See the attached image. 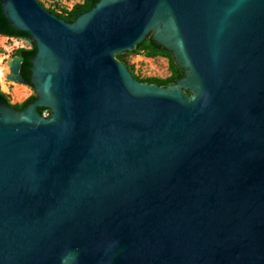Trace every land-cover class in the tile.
<instances>
[{"label": "water", "instance_id": "water-1", "mask_svg": "<svg viewBox=\"0 0 264 264\" xmlns=\"http://www.w3.org/2000/svg\"><path fill=\"white\" fill-rule=\"evenodd\" d=\"M2 8L36 52L35 100L0 103V264H264V0ZM147 37L175 83L122 62Z\"/></svg>", "mask_w": 264, "mask_h": 264}, {"label": "trees", "instance_id": "trees-1", "mask_svg": "<svg viewBox=\"0 0 264 264\" xmlns=\"http://www.w3.org/2000/svg\"><path fill=\"white\" fill-rule=\"evenodd\" d=\"M2 1L0 0V35H7L12 38L18 37H27V34L24 32H19L11 28L9 22L6 20L3 8ZM99 0H82L81 3H77L72 9H68L66 7H58V8H46L47 11L56 16L57 18L64 20L68 24H73L76 19L89 11L91 8L98 3ZM43 5L42 3H40ZM36 48L34 45L30 49H18L15 52V55L23 57V69L21 72V76L23 79H28V67L30 66L29 60L35 55ZM131 55H141L145 58H166L168 60L170 75L164 79L159 78H145L141 79L139 76L135 74V68L129 63V57ZM122 62L134 73L135 77L140 82H145L148 84H155L158 86H167L169 84L175 83L176 79L183 76V71L177 67L174 63L171 53L166 51L164 48L159 47L155 43L151 41L150 37H147L143 43L138 45L134 51H128L125 55H123ZM35 100V96H30L24 102L20 103V105L13 106L15 111H21L26 108L29 103ZM8 102V97L5 94L0 93V103ZM39 115L46 116V114H50L47 110H38Z\"/></svg>", "mask_w": 264, "mask_h": 264}, {"label": "rangeland", "instance_id": "rangeland-1", "mask_svg": "<svg viewBox=\"0 0 264 264\" xmlns=\"http://www.w3.org/2000/svg\"><path fill=\"white\" fill-rule=\"evenodd\" d=\"M39 2L42 3L43 6L47 9L58 7H66L68 9H72L77 3H81L82 0H39ZM6 41L3 46H0V82H4L7 89H3L2 87L1 88L11 98L12 106L20 105V103H22L33 93L29 91L24 85H19L16 83H5V76L9 72V68L6 66V62H9L11 60V55L16 49L29 48V44L19 39H6ZM128 60L129 63L134 66L135 74L141 79H164L170 75L168 60L166 58L156 57L150 59L145 58L141 55H131ZM9 85H12V89L9 88ZM16 88L22 93L21 96L19 95V97L14 92V89Z\"/></svg>", "mask_w": 264, "mask_h": 264}, {"label": "flooded vegetation", "instance_id": "flooded-vegetation-1", "mask_svg": "<svg viewBox=\"0 0 264 264\" xmlns=\"http://www.w3.org/2000/svg\"><path fill=\"white\" fill-rule=\"evenodd\" d=\"M18 38H19V37H18ZM18 38H16V39H18ZM24 38L27 39L28 36H27V37H24ZM25 42H26V41H25ZM26 43H27V42H26ZM27 44H29V48H20V49H30V48L32 47V45H33V42H31V43H27ZM18 49H19V48H18ZM18 49H16V50L12 53L11 58H13V57H19V58L22 59V62H21V64H20L21 67H20V69H19V74L21 75V72H22V69H23V65H22V64H23V57L15 55V52H16ZM29 61H30V60H29ZM30 66H31V64H30ZM30 66L28 67V70H27V71H28V79L25 80V79H23L22 76H21V77H22V79L24 80V83L27 84V85H25V87H26L29 91H31V92L33 93V88H32V86H31V84H30V74H31L30 71H29ZM9 83H10V82L6 81V84H9ZM9 88L12 89V85H9ZM6 96L8 97V102H9V100L11 101V98H10L8 95H6ZM30 96H35V95H34V93H33V94H31ZM30 96H29V97H30ZM29 97H28V98H29ZM26 99H27V98H26ZM26 99H25V100H26ZM25 100H24V101H25ZM24 101H23V102H24ZM8 102H7V103H8ZM29 105H30V103H29ZM14 106H15V105H14ZM24 109H26V108H24ZM24 109H23V110H24ZM23 110H21V111H23ZM21 111H17V112H21ZM46 116H49V114H46Z\"/></svg>", "mask_w": 264, "mask_h": 264}, {"label": "bare ground", "instance_id": "bare-ground-1", "mask_svg": "<svg viewBox=\"0 0 264 264\" xmlns=\"http://www.w3.org/2000/svg\"><path fill=\"white\" fill-rule=\"evenodd\" d=\"M6 39L7 38H5V37H2V36H0V46H3V44L5 43V41H6ZM7 42V41H6ZM6 83V82H5ZM0 85H1V87L3 88V89H7V87H6V85L4 84V82H0ZM22 91V90H21ZM14 92H15V94L19 97V95L21 96V92L16 88V89H14ZM13 95H14V93H13ZM15 95V96H16ZM17 97V98H18ZM15 98V97H14ZM22 98V97H21Z\"/></svg>", "mask_w": 264, "mask_h": 264}]
</instances>
